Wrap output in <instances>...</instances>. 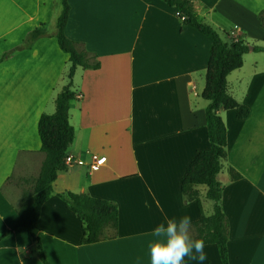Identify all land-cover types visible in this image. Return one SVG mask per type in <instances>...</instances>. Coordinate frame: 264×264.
Listing matches in <instances>:
<instances>
[{"label":"crops","instance_id":"1","mask_svg":"<svg viewBox=\"0 0 264 264\" xmlns=\"http://www.w3.org/2000/svg\"><path fill=\"white\" fill-rule=\"evenodd\" d=\"M198 18L228 41L250 46L242 67L228 75L229 92L250 108L239 119L222 106L226 158L219 178L221 204L231 222L230 264H264V0H193ZM66 34L97 54L101 66H78L70 109L75 129L68 155L74 164L58 174L53 194L35 225L52 264H150L155 227L187 215L198 203L181 180L195 155L210 147L203 98L211 41L163 0H69ZM61 0H0V234L19 219L34 193L45 153L38 121L55 111L67 83L69 55L59 46ZM45 23L50 36L25 44ZM239 27V29H237ZM233 32L232 34H230ZM229 34V35H228ZM105 163L91 169L95 158ZM233 167L242 177L230 179ZM204 214L213 213L205 184L195 185ZM73 191L115 202L117 229L83 243V221L61 193ZM191 236L196 234L190 233ZM203 264H222L215 244H205ZM0 264H43L26 229L0 240ZM184 264H200L185 257Z\"/></svg>","mask_w":264,"mask_h":264},{"label":"trees","instance_id":"2","mask_svg":"<svg viewBox=\"0 0 264 264\" xmlns=\"http://www.w3.org/2000/svg\"><path fill=\"white\" fill-rule=\"evenodd\" d=\"M176 8L178 16L186 25L195 27L211 41L210 56L205 74L203 98L209 101L206 107L207 131L210 147L199 151L188 164L181 180L184 194L198 203L200 218L193 223L196 234L193 238H203L205 244H215L218 248L222 264H230L229 241L231 222L223 210L221 200L224 186L219 175L226 158L225 126L217 116L218 109H234L239 119L247 118L250 108L240 103L228 88V75L242 67L244 54L250 46L241 41L225 42L221 34L208 23L200 20L195 12L193 0H163ZM62 10L56 21V38L60 48L69 55L68 83L55 97V111L43 112L38 121V133L41 139V151L45 159L39 176L35 180L34 193L24 199L18 208L19 219L7 232L0 234V240L12 234L18 228L26 229L28 236L36 244L38 258L43 264H52L43 249L41 238L36 234L35 225L39 221L43 204L53 194V183L58 174L65 170V158L75 137L74 126L70 122V109L76 98L73 89V77L78 66L83 68H99L97 54L88 50L66 34L71 5L69 0H61ZM258 20L264 28V9L258 14ZM229 35V34H228ZM50 36L45 23L40 24L28 35L25 48L41 38ZM255 51H264V46L256 45ZM5 53L0 62L9 56ZM230 179L238 180L242 175L233 167L229 168ZM205 184L208 187L207 197L214 203L213 213L206 216L195 185ZM70 210L83 221V243H95L102 239L107 227L117 229L119 220L118 205L110 200L94 197L87 193L67 191L60 194Z\"/></svg>","mask_w":264,"mask_h":264},{"label":"clouds","instance_id":"3","mask_svg":"<svg viewBox=\"0 0 264 264\" xmlns=\"http://www.w3.org/2000/svg\"><path fill=\"white\" fill-rule=\"evenodd\" d=\"M192 218L167 219L151 233L156 239L149 242L150 264H184L185 257L203 264L207 260L205 240L190 234Z\"/></svg>","mask_w":264,"mask_h":264},{"label":"built area","instance_id":"4","mask_svg":"<svg viewBox=\"0 0 264 264\" xmlns=\"http://www.w3.org/2000/svg\"><path fill=\"white\" fill-rule=\"evenodd\" d=\"M237 29H239V27H237ZM233 32H231L230 34H232ZM238 40H236L235 42H237ZM106 161V157H100V158H95L94 163L91 165V169H95L97 168L99 165L105 163ZM74 164V157L72 155H67L65 158V165L66 167H70Z\"/></svg>","mask_w":264,"mask_h":264},{"label":"rangeland","instance_id":"5","mask_svg":"<svg viewBox=\"0 0 264 264\" xmlns=\"http://www.w3.org/2000/svg\"><path fill=\"white\" fill-rule=\"evenodd\" d=\"M221 36H222V38H223L224 40L228 41V38H227V36H226L224 33H222ZM69 66H70V63H69ZM68 70H69V67H68ZM68 81H69V79H68V72H67V83H68ZM67 83H66V84H67ZM66 84H65V85H66ZM65 85H64V86H65ZM64 86H63V87H64ZM61 90H62V89H61ZM212 202H213V201H212L211 199H208V203H212ZM194 231H195V229L191 227V229H190V233H191V232H194ZM192 237H193V236H192Z\"/></svg>","mask_w":264,"mask_h":264}]
</instances>
